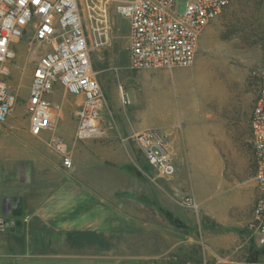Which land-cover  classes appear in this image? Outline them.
I'll use <instances>...</instances> for the list:
<instances>
[{
  "label": "crops",
  "instance_id": "1",
  "mask_svg": "<svg viewBox=\"0 0 264 264\" xmlns=\"http://www.w3.org/2000/svg\"><path fill=\"white\" fill-rule=\"evenodd\" d=\"M56 92L66 94L58 85ZM219 102L185 97L169 103L172 114L163 115L168 123L157 128L169 141L176 171L169 179L159 178L160 186L134 143H121L119 129L103 128L101 137L81 142L73 141L74 133L63 139L70 170L62 167L59 155L50 159L35 147L32 158L10 163L4 178L12 192H0V218L5 219L3 196L21 197L22 215L8 217L21 222L19 231L0 233V264L59 257H84L93 261L89 264H246V247L255 244L256 236L250 229L257 193L249 127L253 105L249 101L223 111ZM222 115L229 125L227 119L219 122ZM136 118L135 133L154 128ZM131 147L144 164L131 156ZM198 167L205 170L196 183L186 169ZM76 184L91 194L81 190L78 198L87 203L78 212ZM44 208L50 209L44 213ZM78 221L81 229L70 227ZM37 223L40 230L33 229ZM44 230L51 234L46 242ZM48 246L53 252L43 251ZM216 257L224 260L216 262Z\"/></svg>",
  "mask_w": 264,
  "mask_h": 264
},
{
  "label": "built area",
  "instance_id": "2",
  "mask_svg": "<svg viewBox=\"0 0 264 264\" xmlns=\"http://www.w3.org/2000/svg\"><path fill=\"white\" fill-rule=\"evenodd\" d=\"M96 1L102 14L100 19L92 17L95 21L92 30L104 37L108 28L107 0ZM229 1L184 0L182 14L175 12L176 0H127L116 4L115 13L129 23V68L142 71L192 66L204 29ZM23 39L42 48L32 69L25 101L28 132L34 137L50 133L47 145L60 156L62 167L70 170L72 159L68 147L55 132L61 111L50 100L54 86L58 85L79 101L74 142L102 136L99 121L104 106L102 89L91 65L78 0H0V124L11 116L17 101L16 94L3 78L10 74L8 64ZM119 100L123 107L130 105L122 87ZM249 127L257 189L250 229L258 236L254 239L255 245L260 246L264 245V61ZM130 140L158 178L173 177L176 169L170 156V144L158 129H144L133 134ZM8 230L4 218H0V233ZM215 260L224 259L216 257Z\"/></svg>",
  "mask_w": 264,
  "mask_h": 264
},
{
  "label": "rangeland",
  "instance_id": "3",
  "mask_svg": "<svg viewBox=\"0 0 264 264\" xmlns=\"http://www.w3.org/2000/svg\"><path fill=\"white\" fill-rule=\"evenodd\" d=\"M122 1L127 0H107L105 9L108 28L105 36L99 37L97 32L92 30L95 25L92 17L100 19L99 15L102 14L99 3L96 0H78L92 69L104 97V106L99 121L101 129L107 128L110 131L119 129V132L125 133L121 134L123 136L120 138L121 143L131 146L130 138L135 134L133 130L137 129L138 125L136 116H140L145 121L148 120L147 123L156 129H163L168 123L164 120L163 115L172 114L173 108L169 103L178 98L196 97L203 101L206 99L220 101L217 103V107L221 110L225 105L223 111H226L225 108L228 107L232 111L236 106L244 107L249 101V106L252 107L257 96L260 71L264 61V0H230L220 15L202 33L192 66L173 68L172 70L142 71L129 68L127 39L129 23L125 17L115 13L116 4ZM183 11L184 0H176L175 12L182 14ZM14 50L15 56L8 64L10 74L3 78L17 96L11 116L5 123L0 124V178H2L0 192L4 191V194L12 192L5 189L7 182L4 176H7L9 164L17 160L32 158L31 148L39 149L50 159L55 155L58 157L47 145L50 133L34 137L28 132V119L25 112V101L28 96L32 69L42 53V48L23 39ZM120 87H123L129 96V107H123L120 103ZM50 100L57 110L61 111L55 129L56 134L65 140L71 139V135L75 133L77 127L76 113L79 101L62 92L52 94ZM140 104L142 105L138 109H131ZM173 112L178 113L177 110ZM222 116L224 121L219 122L222 124L228 122L229 125L230 120L224 115ZM238 123L239 121L235 120V126ZM131 150V156L135 155V160L142 162L135 149L131 147ZM77 159L80 162V159ZM142 163L144 164V162ZM204 170L201 167L186 169L189 178L192 177L196 183L200 179L202 180ZM147 172L153 178L156 176L155 172L149 168ZM154 179L153 183L158 181L160 186L162 183L160 179ZM75 187L78 189H74L73 207L78 212L87 203L78 198L81 190L91 194L79 184H76ZM155 191H159V189L155 187ZM3 198L5 196L1 198V205ZM40 202L42 200H38L37 204L39 205ZM49 209L44 208L43 212L46 213ZM103 217L106 218V216ZM93 218H96L95 214ZM81 224L82 222L78 221L71 224L70 227L79 230L82 228ZM106 228H108L107 225ZM33 229L40 230L39 224L37 223ZM47 233L48 235L45 230L41 231L44 242L51 235L48 231ZM254 239H258V236L256 235ZM250 245H253L256 250L263 247V245L258 247L252 243ZM52 249L53 246H48L44 247L43 251L53 252ZM246 251L247 257V247ZM89 262L93 261L84 257H69L65 260L59 257L42 259L36 264H89ZM253 264H264V255L260 256Z\"/></svg>",
  "mask_w": 264,
  "mask_h": 264
},
{
  "label": "water",
  "instance_id": "4",
  "mask_svg": "<svg viewBox=\"0 0 264 264\" xmlns=\"http://www.w3.org/2000/svg\"><path fill=\"white\" fill-rule=\"evenodd\" d=\"M22 215V200L21 197L15 196L12 199L5 197L2 199L1 216L5 217L4 222L10 227L9 231H19L20 221H12L8 217L19 218Z\"/></svg>",
  "mask_w": 264,
  "mask_h": 264
},
{
  "label": "trees",
  "instance_id": "5",
  "mask_svg": "<svg viewBox=\"0 0 264 264\" xmlns=\"http://www.w3.org/2000/svg\"><path fill=\"white\" fill-rule=\"evenodd\" d=\"M263 248V249H262ZM260 250L259 249H254L253 245H250L248 248V254L246 257L247 264H253L257 262L258 258L262 255H264V245Z\"/></svg>",
  "mask_w": 264,
  "mask_h": 264
}]
</instances>
